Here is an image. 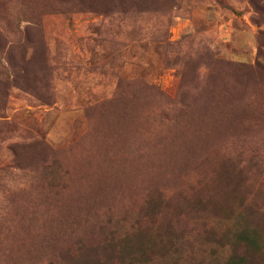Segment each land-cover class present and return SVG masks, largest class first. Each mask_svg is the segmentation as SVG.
<instances>
[{"label": "rangeland", "instance_id": "rangeland-1", "mask_svg": "<svg viewBox=\"0 0 264 264\" xmlns=\"http://www.w3.org/2000/svg\"><path fill=\"white\" fill-rule=\"evenodd\" d=\"M262 214L264 0H0V264H264Z\"/></svg>", "mask_w": 264, "mask_h": 264}, {"label": "trees", "instance_id": "trees-1", "mask_svg": "<svg viewBox=\"0 0 264 264\" xmlns=\"http://www.w3.org/2000/svg\"><path fill=\"white\" fill-rule=\"evenodd\" d=\"M248 209L255 213L261 212L260 208H257V206H253L252 204L249 205ZM262 217H264L263 214H262Z\"/></svg>", "mask_w": 264, "mask_h": 264}]
</instances>
